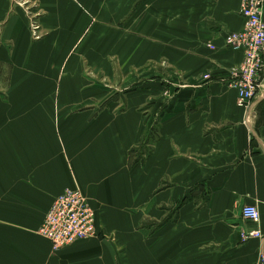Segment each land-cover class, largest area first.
Wrapping results in <instances>:
<instances>
[{"label": "crops", "instance_id": "0c3cea01", "mask_svg": "<svg viewBox=\"0 0 264 264\" xmlns=\"http://www.w3.org/2000/svg\"><path fill=\"white\" fill-rule=\"evenodd\" d=\"M240 4L0 0V89H15L0 103V264L256 263L264 68L238 107L243 54L224 38L243 27ZM114 75L133 83L105 89ZM94 84L113 91L100 107ZM67 188L97 232L54 253L37 230Z\"/></svg>", "mask_w": 264, "mask_h": 264}, {"label": "built area", "instance_id": "2783aa9c", "mask_svg": "<svg viewBox=\"0 0 264 264\" xmlns=\"http://www.w3.org/2000/svg\"><path fill=\"white\" fill-rule=\"evenodd\" d=\"M240 14L244 20L242 29L226 34L224 45L243 54L242 62L232 76L237 93L236 105L248 109L264 68V0H241ZM30 30L33 39L40 38L37 23L31 22ZM208 46L214 48L213 45ZM240 212L244 220L259 224L260 213L256 205H243ZM37 232L50 242L55 253L77 241L95 236V213L79 190L67 188L53 200ZM262 236L257 227L241 233L243 240L260 239ZM255 264H264V251L259 254Z\"/></svg>", "mask_w": 264, "mask_h": 264}, {"label": "rangeland", "instance_id": "374dc122", "mask_svg": "<svg viewBox=\"0 0 264 264\" xmlns=\"http://www.w3.org/2000/svg\"><path fill=\"white\" fill-rule=\"evenodd\" d=\"M102 83H103V86L105 87V89H112L113 90L117 86H121V85H123V89H126V88L129 89V86L132 85L133 82H132V79L131 80H127V81L126 80L122 81V80H120V78H118L117 76L114 75L113 77L110 76L109 78L102 79ZM94 86L95 87L89 86V88L93 89L92 93H95L94 97H97V99H95V100L94 99H90V100L94 101V102L96 101L97 104H99V107H100L101 104H103V103L105 104V103L108 102L107 99H108L109 95L112 94L113 91L112 90H110V91L106 90L105 91L104 88L101 87L98 84H94ZM14 90L15 89H0V103L2 104V103H6L8 101L14 100V97H13V94H12V91H14ZM74 90H76V89H74ZM85 90L86 89H82V90L78 89L77 91L80 94H82V93H84ZM65 96H67V95L65 94ZM79 107H81V106H79ZM144 223H142V224H144ZM112 238L113 237H109V239H112Z\"/></svg>", "mask_w": 264, "mask_h": 264}]
</instances>
